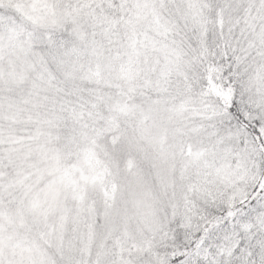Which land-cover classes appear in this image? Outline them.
<instances>
[{
  "label": "snow or ice",
  "instance_id": "snow-or-ice-1",
  "mask_svg": "<svg viewBox=\"0 0 264 264\" xmlns=\"http://www.w3.org/2000/svg\"><path fill=\"white\" fill-rule=\"evenodd\" d=\"M0 264H264V0H0Z\"/></svg>",
  "mask_w": 264,
  "mask_h": 264
}]
</instances>
